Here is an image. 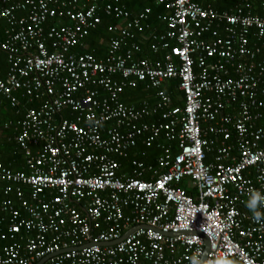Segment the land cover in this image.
<instances>
[{"label": "built area", "instance_id": "built-area-1", "mask_svg": "<svg viewBox=\"0 0 264 264\" xmlns=\"http://www.w3.org/2000/svg\"><path fill=\"white\" fill-rule=\"evenodd\" d=\"M126 1L0 0V97L25 154L23 170L0 161V264H264V14L157 0L152 60L136 53L153 11ZM103 16L125 22L106 56L74 50ZM140 85L156 106L121 100ZM139 141L163 153L123 170Z\"/></svg>", "mask_w": 264, "mask_h": 264}, {"label": "trees", "instance_id": "trees-1", "mask_svg": "<svg viewBox=\"0 0 264 264\" xmlns=\"http://www.w3.org/2000/svg\"><path fill=\"white\" fill-rule=\"evenodd\" d=\"M157 0H127L125 6L127 9L132 10L134 12L133 15L139 13L146 7H151L153 14L151 16L152 23L157 25L160 23L159 20L156 19V16L160 12H164V6L160 4H156ZM202 5L214 4L213 7L218 11L229 10L230 8H234L239 5L241 0H217L212 3V0H194ZM252 2V1H251ZM264 0H255L252 2L253 11L264 14ZM164 10V11H163ZM154 20V21H153ZM121 21L114 17L103 16V22L96 28L90 31V34L84 39L83 45H78L74 50L79 53L91 52L94 53L98 58L106 56L108 45L110 38L113 36L107 29L109 24L112 23H120ZM148 31V30H147ZM145 31V32H147ZM144 32V33H145ZM151 40H146V46L150 47ZM144 45V48H146ZM142 49L140 52L136 53L138 58H149L156 59L154 52L151 51V56L148 57L149 53H143ZM104 56V57H105ZM7 55L4 53H0V75L3 76L7 69ZM179 81L178 79H170L165 81L162 85L163 90L169 95L172 99L171 106H184V95L178 87ZM130 91V90H129ZM131 93H123V100L126 104L129 105H140L145 100H150L148 102L150 107L156 106L158 104L159 97L157 96V89H146V87L142 88V85L138 86L137 89H133L130 91ZM22 100L27 103L28 106H36L37 103L27 102V98H22ZM21 117V114L17 113L16 108H13L3 97H0V128L2 130L0 135V161L4 162L6 165L11 166L14 170H23L25 165V154L22 149L19 148L17 142L14 137L17 134V121ZM155 122H165L162 118L161 114L154 115ZM151 120V119H150ZM11 121L13 124L10 128H4L3 124ZM149 122V119L146 120ZM154 121V120H152ZM264 121L261 122V124ZM162 145H169L170 142H166L161 140ZM173 146V153L177 152V145L175 142H171ZM162 145L154 143L151 146H146L142 144L141 141L134 148L128 151L126 156L118 157L123 170L130 171L133 168L134 161H141L146 165H156L157 158L163 153ZM144 177L149 179L150 174H145ZM182 187L186 188L188 192L193 193V189H189L186 187V183H182Z\"/></svg>", "mask_w": 264, "mask_h": 264}, {"label": "crops", "instance_id": "crops-1", "mask_svg": "<svg viewBox=\"0 0 264 264\" xmlns=\"http://www.w3.org/2000/svg\"><path fill=\"white\" fill-rule=\"evenodd\" d=\"M245 1H252V2H255V0H241V2H240V4L239 5H241L243 2H245ZM212 3H214L213 1H212ZM264 4V3H263ZM214 5V4H213ZM239 5H237V6H235L233 9L232 8H230L229 10L230 11H233V10H235V8L236 7H238ZM126 7V6H125ZM131 12H132V14H134V12L132 11V10H130ZM222 12V11H221ZM255 13H257V12H255ZM137 14V13H136ZM258 14H260V13H258ZM156 19L158 20V18H157V16H156ZM154 21V20H153ZM120 23H122V24H124L125 22H120ZM150 23H151V30H149V31H147V32H145V33H141V34H138V39L142 42V49H144L143 50V53L142 54H144V53H149L150 55L148 56V57H150L151 56V48L150 47H147L146 46V40H148V39H150V40H152V32H161V31H163L164 29H165V25L164 24H162L161 22L157 25V27H156V25L154 24V23H152V20H151V18H150ZM144 45L146 46V48H144ZM153 52V51H152ZM106 54V53H105ZM155 55L157 56L156 58H159V59H161L162 58V56H163V53H155ZM105 56V55H104ZM103 56V57H104ZM145 58H147V57H145ZM152 60H155V59H152ZM143 87H145L144 85H142V88ZM133 89H137V88H133ZM133 89H130V91L131 90H133ZM147 89V88H146ZM129 90H127L125 93H131ZM124 93V94H125ZM124 94H122V96L121 97H123V95ZM126 95V94H125ZM124 102V101H123ZM148 102H150V100H145L144 102H142L140 105H136V104H133V105H130V106H134V107H137V108H140V107H142L143 105H144V103H148ZM125 103V102H124ZM126 104V103H125ZM149 104V103H148ZM127 105H129V104H127ZM156 115V114H155ZM154 118V115L152 116V117H150V118H148L149 119V122H155V121H157V120H155V119H153ZM151 119V120H150ZM152 120H154V121H152ZM160 122V121H159ZM165 143H166V141H165ZM186 187L187 188H189V189H192V187L190 186H188L187 185V183H186Z\"/></svg>", "mask_w": 264, "mask_h": 264}]
</instances>
